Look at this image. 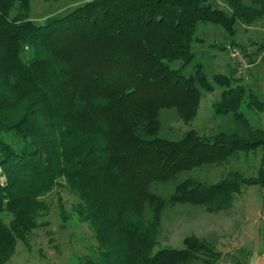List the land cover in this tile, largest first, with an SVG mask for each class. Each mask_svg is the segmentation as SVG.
Here are the masks:
<instances>
[{
    "label": "trees",
    "instance_id": "obj_1",
    "mask_svg": "<svg viewBox=\"0 0 264 264\" xmlns=\"http://www.w3.org/2000/svg\"><path fill=\"white\" fill-rule=\"evenodd\" d=\"M31 3L0 0V264L49 224L39 219L57 186L78 196L72 215L96 240L94 254L76 264H220L217 238L156 247L172 210L221 211L243 186H264V127L243 108L264 110V102L197 60L206 46L201 24L234 35L238 23L263 19L264 0H88L44 24ZM217 87L214 113L230 118L226 128L202 134L169 122L181 136L162 135L164 114L193 120ZM259 149L256 175L235 168ZM204 165L228 169L214 182L179 179ZM59 213L66 226L61 195Z\"/></svg>",
    "mask_w": 264,
    "mask_h": 264
},
{
    "label": "rangeland",
    "instance_id": "obj_2",
    "mask_svg": "<svg viewBox=\"0 0 264 264\" xmlns=\"http://www.w3.org/2000/svg\"><path fill=\"white\" fill-rule=\"evenodd\" d=\"M88 0H32L31 15L37 23L44 24L50 16H59L68 13ZM251 26L238 23V30L234 35L229 34L221 26L205 23L201 24L200 31L206 40V46L200 50L198 62L209 66L206 70L211 73L213 69L227 73L229 76L239 78L238 84L244 85L246 94L251 92L264 102V16ZM204 29L209 30L204 33ZM210 44L224 45V49ZM215 55V58L213 56ZM235 55V56H234ZM213 68V69H212ZM221 88L207 91L201 99L199 114L189 121L171 118L164 114L165 126L162 135L179 138L180 133L170 129L172 125H182L183 128H196L202 134L216 133L227 127L229 117L214 113V104L220 99ZM244 103L246 116L251 122L264 127V110H248ZM164 113H173V109H164ZM262 149L247 155H241L236 161L235 168L241 169L247 175H256L261 166ZM227 166L204 165L189 172H183L178 177L198 178L214 182L221 177ZM173 187L172 184L164 186L165 190ZM170 190V189H169ZM59 195L65 203L69 221L62 225L59 213ZM50 203L49 211L40 217V221L49 222L33 232L29 247L24 241L18 240L16 252L7 264H76L79 258L95 251L96 240L93 229L87 222L78 221L72 215L73 205L79 201L66 186H57L46 197ZM183 207V206H179ZM188 210V209H187ZM172 221L166 222L164 231L159 239V248H182L186 237L190 235L200 238H217V248L223 253L220 264H264V186L251 184L243 186V192L234 201L231 208L217 212L205 209L198 210L194 215L188 211L172 210ZM7 223L12 214L3 215ZM165 229V228H164Z\"/></svg>",
    "mask_w": 264,
    "mask_h": 264
}]
</instances>
